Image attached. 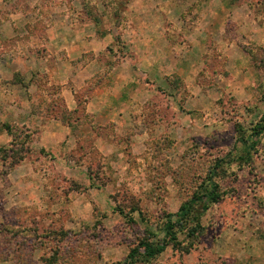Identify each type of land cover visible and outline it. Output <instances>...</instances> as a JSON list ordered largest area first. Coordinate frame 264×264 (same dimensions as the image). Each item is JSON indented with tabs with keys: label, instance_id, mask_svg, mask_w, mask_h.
<instances>
[{
	"label": "rangeland",
	"instance_id": "rangeland-1",
	"mask_svg": "<svg viewBox=\"0 0 264 264\" xmlns=\"http://www.w3.org/2000/svg\"><path fill=\"white\" fill-rule=\"evenodd\" d=\"M177 4L180 27L164 14ZM75 36L107 37L113 57L66 86L69 110L60 79L94 58L67 56ZM144 40L151 62L186 74L138 70L115 93L136 99L98 126L88 105L112 90L108 67L138 61ZM263 119L264 0H0V264L123 263L164 238L220 160L221 202L198 204L176 243L131 264H264Z\"/></svg>",
	"mask_w": 264,
	"mask_h": 264
},
{
	"label": "crops",
	"instance_id": "crops-1",
	"mask_svg": "<svg viewBox=\"0 0 264 264\" xmlns=\"http://www.w3.org/2000/svg\"><path fill=\"white\" fill-rule=\"evenodd\" d=\"M179 10H180V4L174 5L170 11H168L167 13H164L166 16L165 18L171 24L179 26L177 21L175 20V15H174V13L178 12ZM187 17L189 18V16ZM150 34L152 36L155 33L152 32ZM111 41L112 40H107V37L98 38V37L92 36L91 38H86V39L80 38L79 39L78 37L75 36L74 39H72V41L69 42L70 43L69 46H66L65 51L67 52V56H71L72 54H75V53L77 54L80 53L78 56L80 58L89 52L93 53L94 55V58L88 61L87 63H84L83 61L78 63L80 64V66H76V70H77L76 73H72L74 77H71V78L66 77L62 80L60 79L61 85L64 86L63 96H64L65 102L69 110L76 109L77 100H76V97L74 96L73 90L66 88V86L70 84H75L77 85L75 87L80 88L83 86L85 81H87L88 79H91L95 75L96 70L100 71L103 69V67H107V64L102 66V63H101L102 61L98 59L97 57L99 56V54H102V53L105 54L106 58L108 59H111V57H113V54L107 48V46L110 44ZM144 42H145V48L143 50L144 53L142 52L141 48H138L135 50L136 51L135 53L139 54L138 61H132V60L127 61L125 59H121L117 65H114V66L110 65V67H108V69H110V71L108 72L112 76L111 78V83L113 84L112 90L110 91L106 90L105 92H103V94H101L100 96H97L96 97L97 99L92 100L88 105L89 111L93 113L98 126H103L106 123H115L116 120L114 119V117H116L117 115L120 116L122 115L123 112H125V110L121 109V107L124 106L125 103L136 99L137 96L135 97V95L129 94L124 99V102H122L121 97L120 99H118L119 96L116 98V94L120 93L121 95L122 91L126 87H132L133 89L136 88L134 84H137L139 82V78L137 76L138 70H139V74L146 75V76L154 75L153 77H155L156 79L158 78L157 74H160V76H162L163 78H165L166 75L170 76L174 74L178 77L179 76L183 77L186 74V72L184 71L185 70L184 67L179 62L177 65L172 67L170 71L163 70L165 66L161 64L162 59L160 60L156 58V60H153V62H151L150 59L152 58V52L154 50L153 49L154 43L147 41V40H144ZM180 49L183 50L182 47H180ZM159 65H161V69H159ZM153 67L156 68L155 72L153 71ZM142 68L145 70V72ZM192 73L193 72L191 71V74ZM144 81H146L145 78H144ZM106 82L107 81H105V83ZM150 91L152 92V90ZM114 96L117 99L116 105L120 106L118 109L113 107L114 104H112L111 102L112 99H110L111 97H114ZM55 122H58V121H55ZM63 137H66V135L64 134ZM63 137H62V140H63Z\"/></svg>",
	"mask_w": 264,
	"mask_h": 264
},
{
	"label": "trees",
	"instance_id": "trees-1",
	"mask_svg": "<svg viewBox=\"0 0 264 264\" xmlns=\"http://www.w3.org/2000/svg\"><path fill=\"white\" fill-rule=\"evenodd\" d=\"M65 112H68L66 108ZM63 118L64 117H61L60 119ZM255 130L256 132L254 134L264 131V119L262 120V123H259L255 127ZM222 162H225V160L218 161L216 165L209 171L207 183L202 190H198L190 200L182 204L177 213L168 214L164 226L165 236L163 239L157 242H151L148 239H143L137 248L130 252L125 262L119 264H131L139 256L145 260L157 258L159 255L165 252L172 243L177 242L178 229L184 231L187 225L194 221L193 216L196 213L195 209L198 204H200L203 212H205L211 205L220 203L223 199V194L220 190L219 184L215 181V176L218 168L221 167Z\"/></svg>",
	"mask_w": 264,
	"mask_h": 264
}]
</instances>
